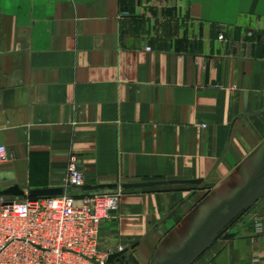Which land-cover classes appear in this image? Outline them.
I'll return each mask as SVG.
<instances>
[{
    "label": "crops",
    "instance_id": "obj_1",
    "mask_svg": "<svg viewBox=\"0 0 264 264\" xmlns=\"http://www.w3.org/2000/svg\"><path fill=\"white\" fill-rule=\"evenodd\" d=\"M0 144L22 197L71 155L86 185L201 180L121 189L100 224L166 264L264 172V0H0ZM188 264H264V189Z\"/></svg>",
    "mask_w": 264,
    "mask_h": 264
},
{
    "label": "built area",
    "instance_id": "obj_2",
    "mask_svg": "<svg viewBox=\"0 0 264 264\" xmlns=\"http://www.w3.org/2000/svg\"><path fill=\"white\" fill-rule=\"evenodd\" d=\"M9 158L0 144V163ZM84 184L71 155L62 194L0 196V264H106L109 254L98 248L99 227L117 207L121 189L83 191L77 197L67 191Z\"/></svg>",
    "mask_w": 264,
    "mask_h": 264
},
{
    "label": "water",
    "instance_id": "obj_3",
    "mask_svg": "<svg viewBox=\"0 0 264 264\" xmlns=\"http://www.w3.org/2000/svg\"><path fill=\"white\" fill-rule=\"evenodd\" d=\"M201 180H155V181H143V182H125L121 184H96V185H86L80 187L83 191H94V190H127L135 188H147L155 186H167L173 184H185V183H200ZM73 188L69 187L67 191H71ZM264 189V172L256 180L252 186L240 194L233 203L229 206L228 210L220 214L214 219L211 224L184 250L177 254L173 259H171L166 264H188L198 252L207 244V242L215 236V234L239 211H241L245 206H247L262 190ZM63 193V188L52 187V188H42V189H31L28 191L30 197L39 196H51L60 195ZM16 196L22 197L25 192L19 189L17 186H10L5 190L0 191V196ZM133 264H137L135 260L132 261ZM106 264H131L126 258L125 250L111 253L106 259Z\"/></svg>",
    "mask_w": 264,
    "mask_h": 264
},
{
    "label": "rangeland",
    "instance_id": "obj_4",
    "mask_svg": "<svg viewBox=\"0 0 264 264\" xmlns=\"http://www.w3.org/2000/svg\"><path fill=\"white\" fill-rule=\"evenodd\" d=\"M106 190H108V189H106Z\"/></svg>",
    "mask_w": 264,
    "mask_h": 264
}]
</instances>
